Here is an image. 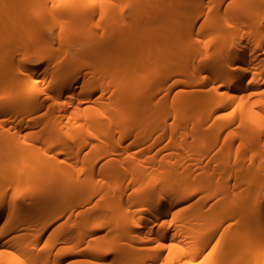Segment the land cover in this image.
Masks as SVG:
<instances>
[{"label": "bare ground", "instance_id": "1", "mask_svg": "<svg viewBox=\"0 0 264 264\" xmlns=\"http://www.w3.org/2000/svg\"><path fill=\"white\" fill-rule=\"evenodd\" d=\"M123 2L0 0V182L22 174L39 217L0 215V246L27 248L1 237L64 203L93 225L79 235L107 228L75 264H264L249 251L255 227L264 242V0ZM38 112L50 122L28 137Z\"/></svg>", "mask_w": 264, "mask_h": 264}, {"label": "rangeland", "instance_id": "2", "mask_svg": "<svg viewBox=\"0 0 264 264\" xmlns=\"http://www.w3.org/2000/svg\"><path fill=\"white\" fill-rule=\"evenodd\" d=\"M128 2V0H126ZM124 0L123 3L126 2ZM126 2V3H127ZM3 5L2 7H4ZM155 7V6H154ZM6 6L4 7L3 10H5ZM50 6H45L42 8L43 10L49 9ZM128 10V9H126ZM35 22H36V27L40 25L39 20L37 17H35ZM38 28V27H37ZM52 38H54V43L53 45L56 46V36L55 34L52 35ZM81 47V46H80ZM85 47V46H84ZM84 47L82 46V49L80 48V52L83 53ZM86 52V51H85ZM214 53V52H213ZM211 53L212 55H214ZM216 53V51H215ZM84 54V53H83ZM117 72V71H114ZM4 95V94H3ZM0 95V96H3ZM6 97L9 96L8 93H5ZM48 115L43 114L41 112L34 113L30 115V117H33L30 120V123H32V126L29 127H22L21 129H24L23 132H27V136H35L37 135L42 128H45L48 123L50 122V119L47 117ZM17 122H11L10 125L15 126ZM38 145L42 146L44 145L43 142H37ZM219 144L212 143L210 145V150L211 153H214L218 150ZM40 149L38 147L35 148V150H30L26 151L23 153H19V156H28L32 157L35 156L37 151ZM40 152V151H39ZM249 165V161L247 160V163L242 165V168L245 167V165ZM254 165L258 166L259 168L264 167V160H256L254 162ZM264 172V171H263ZM226 177V176H225ZM224 177V178H225ZM24 177L22 174H20V178L13 183H4L2 184L0 182V192L2 193L3 196V202H0V215H4L6 217H17V219L20 217V213H30L31 215L34 214L36 215L38 211L34 209L33 206H29L28 202L31 200V197H35V195L38 194V192H31L28 193L27 188L25 186V181L23 179ZM223 178V177H222ZM22 179V180H21ZM13 182V181H12ZM67 181L64 179H57L56 182L54 183L53 189L55 191L63 189L67 185ZM12 184V185H11ZM264 192V191H263ZM206 191H202L201 193H197L192 200L197 199L200 195L205 194ZM27 194V196H26ZM15 196V202L16 206H7V201L12 197ZM60 198L66 199L64 196H61ZM95 197L89 201L88 205L93 204ZM208 203L215 201V202H221L225 201L223 198L222 194H216L212 197V199L207 200ZM46 206L54 207L53 202H45L43 203ZM55 208V207H54ZM67 205L62 203L58 208L56 215H53V212L48 215L42 221L41 223H37L39 220L38 214L35 216L37 218V221L35 218L27 223H22L20 226L15 227L14 229L10 230L8 233L4 234L3 237L1 238H12L14 241L18 243H23L25 246L27 245V248H16L12 246H7V245H1V248H5L7 250L10 249H15L16 252L18 253L13 261L9 262V264H44L46 259H52L56 253L59 251L67 250L68 249V254L60 258V260L56 264H75L76 259L79 257L81 258L82 252L81 251H88L91 250L92 245L98 244L99 240L104 237L103 235H106L107 228L100 227L93 229V233L90 234H85V235H79L81 231H86L90 230L93 225L92 223L82 225L80 224L79 221H81L79 216L77 214H70L71 216L68 217V214L66 213ZM56 210V209H54ZM53 210V211H54ZM74 216V217H72ZM77 216V218H76ZM104 217V216H102ZM100 215L99 216H94V219L102 218ZM77 220H74V219ZM92 221L93 223L96 222L95 220ZM79 220V221H78ZM90 221V222H92ZM39 222V221H38ZM82 225V226H79ZM96 225V224H95ZM94 225V226H95ZM227 227V223H224L215 233L211 241L207 244L205 251H219L221 248L222 244L224 243L225 240V231L223 230L224 228ZM95 228V227H94ZM261 231V226L255 227L252 232L251 236V246L249 251H264V242L258 239V235ZM33 236H36V238L33 239ZM82 236V237H80ZM9 248V249H8ZM72 248V249H71ZM97 251H109L107 247L101 246L97 247ZM70 249V250H69ZM12 250V251H15ZM81 252V253H80ZM103 254V253H102ZM103 256H105V260H108V262H112L113 260V255L111 253H104ZM4 264V263H3Z\"/></svg>", "mask_w": 264, "mask_h": 264}, {"label": "snow or ice", "instance_id": "3", "mask_svg": "<svg viewBox=\"0 0 264 264\" xmlns=\"http://www.w3.org/2000/svg\"><path fill=\"white\" fill-rule=\"evenodd\" d=\"M61 3H67L68 0H60ZM93 2H96V0H93ZM98 2L101 5H110L113 3V0H98ZM101 17H103V12H101Z\"/></svg>", "mask_w": 264, "mask_h": 264}]
</instances>
